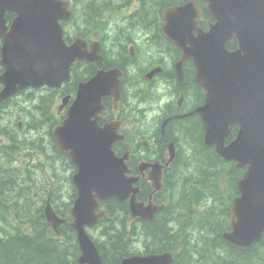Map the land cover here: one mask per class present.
Returning <instances> with one entry per match:
<instances>
[{
	"label": "water",
	"instance_id": "1",
	"mask_svg": "<svg viewBox=\"0 0 264 264\" xmlns=\"http://www.w3.org/2000/svg\"><path fill=\"white\" fill-rule=\"evenodd\" d=\"M208 1L217 22L207 32L197 37L186 35L195 26L191 4L166 9L163 32L183 49L181 58L194 59L196 80L206 91L205 104L197 109L205 121L206 145L214 144L224 158L246 167L242 178L237 180L240 196L233 198L231 230L222 233L233 246L245 249L257 242L264 231V0ZM66 5L61 0H0V10L18 13L3 47L6 70L0 80L4 89H10L16 82L18 87L59 85L67 78L68 65L76 56L98 59L62 43L56 21L68 18ZM231 17L239 19L231 23ZM48 31L53 34L52 40L43 36ZM232 34L238 38L240 49L227 52L224 43ZM120 75L116 68L101 69L80 82L66 118L52 129L57 145L68 151L77 167L71 176L77 194L70 209L73 217L70 226L76 231L81 264H103L84 229L103 216L102 211L95 212L99 199L115 196L124 200L130 194L131 218L151 219L155 211L163 208L150 199L146 205L136 200L137 188L132 182L137 177L125 175L128 169L124 156L116 157L111 149L112 142L122 137L117 133L119 122L112 121L103 127L96 123L101 97L110 95L114 102L119 100ZM233 122L240 125L237 137L223 147L228 125ZM173 155L170 148L169 159ZM155 166L156 172L150 175L154 190L161 187L159 166ZM44 214L53 227L62 221L49 203ZM172 260V254L164 251L134 254L121 264H171Z\"/></svg>",
	"mask_w": 264,
	"mask_h": 264
},
{
	"label": "trees",
	"instance_id": "2",
	"mask_svg": "<svg viewBox=\"0 0 264 264\" xmlns=\"http://www.w3.org/2000/svg\"><path fill=\"white\" fill-rule=\"evenodd\" d=\"M146 10L147 17H156L158 14V9L151 6H147ZM227 47L235 48V39L229 40ZM76 80L77 78L72 76L66 82L65 88H73ZM135 91V88L123 87V105L128 96L137 99ZM41 99L46 101V111L42 105L35 104L31 117L33 122L41 125V130L37 127L39 132L34 133L31 141H25L22 145L14 140L9 142L10 147L15 149H27L28 147L23 145L30 146L31 161L24 166H18V170H23L21 179L18 174L3 175L2 182L7 183L0 184V189L7 186V193L16 198L19 193L14 194V190L32 188L33 192L25 191V202L0 199L1 206H15L20 224L30 226L29 230L17 226L13 232L0 231V264H78L75 235L68 225V212L75 195L69 178L73 166L67 154L56 148L54 141L50 142L46 149L42 148L41 139L49 135L50 125L57 122V116L50 110L53 93H50L48 98L42 96ZM129 105L130 102L127 106ZM198 126V121L191 118L177 132L179 138L176 156L166 170L164 178L163 195L167 206L157 213L153 220L136 219L127 229V204L115 199L104 203L105 217L89 228L104 264H119L123 256L132 253L162 250L174 254L172 264H215L217 261L221 264H264V232L259 241L245 250L231 247L220 237V232L228 228L231 199L238 193L235 180L241 176L243 170L237 168L232 161L220 158L212 149L205 148ZM166 132L169 130L166 129L161 141L166 139ZM234 133L235 128L231 136ZM128 140L127 135L125 142L121 144L126 147ZM115 150L118 151V144L115 145ZM55 152L58 154L56 165L58 161L64 163L63 176L59 175L58 167L51 158ZM13 179L16 180L10 187V181ZM147 191L148 186L142 184L139 196L144 198ZM62 194L64 202L59 201ZM47 198L55 212L66 219L58 226L56 232L52 230L43 214ZM26 208L29 211L27 216L20 212ZM0 215H3L2 208Z\"/></svg>",
	"mask_w": 264,
	"mask_h": 264
},
{
	"label": "flooded vegetation",
	"instance_id": "3",
	"mask_svg": "<svg viewBox=\"0 0 264 264\" xmlns=\"http://www.w3.org/2000/svg\"><path fill=\"white\" fill-rule=\"evenodd\" d=\"M184 1L186 0H69L71 8H74L75 15L74 25L76 28L73 26V36H78V33L87 42L88 47L91 41L97 40L99 42V53L103 58L107 56L109 51L108 42H103L102 38L98 36L99 25L103 28L102 22H105V29L102 30L107 33L113 31L115 24L122 29L121 31H124V29L135 31L138 28L147 33L144 36L143 34L136 33L134 37L136 41L126 38L128 42L120 45L121 49H126L131 55L135 51H138L139 57L141 54L143 58L140 57V60L144 62V70L138 83L147 92L153 90L155 94L152 95L153 98L155 96L156 99L159 98L158 104L151 103L148 107L144 108H149L147 115L151 116V119H154V126L147 128V131H145L148 138L142 143L143 150L141 154L150 152L149 146L153 141L157 142L159 146H163L164 142L161 141V138L164 136L166 129L169 132H166L167 136L165 138H168V140L169 138H173L178 128L180 126L183 127L189 120V118L175 116L187 114L193 108L194 103L198 101V91L193 82L191 71L185 70V80L183 83L177 81L174 63L178 59L180 52L160 32L161 25L164 23L160 16L163 7ZM198 4L201 6L202 14L204 15L205 10L207 11L205 3L198 0ZM147 6L158 9L159 16L147 17ZM124 16L126 18L123 19ZM103 17L105 19L99 22ZM206 20H208L207 16ZM200 23L202 24V21ZM66 25L63 24L65 33L67 32L65 29ZM142 36L144 39H140ZM1 43L2 37L0 36V47ZM146 57L153 58L145 59ZM99 67L100 64L91 63L83 59L76 62L75 71L80 76H89ZM3 70L4 68L0 64V73ZM149 73L151 74L149 75ZM135 95L136 97L140 96L139 90L136 89ZM27 97L30 102H33L32 93L28 94ZM16 98L15 95L6 101L12 103ZM1 111L0 104V116ZM152 160L155 159L150 157L149 161Z\"/></svg>",
	"mask_w": 264,
	"mask_h": 264
},
{
	"label": "bare ground",
	"instance_id": "4",
	"mask_svg": "<svg viewBox=\"0 0 264 264\" xmlns=\"http://www.w3.org/2000/svg\"><path fill=\"white\" fill-rule=\"evenodd\" d=\"M91 73H92V72H91ZM152 95H155V94L152 93ZM137 98H139V96H138ZM37 104L42 105V106L44 107L45 111H46V107H45V105H47V104H46V101H45L44 99H37V101H36V105H37ZM42 106H41V107H42ZM41 107H40V108H41ZM40 138H41V137H40ZM37 139H38V138H37ZM34 140H35V138H34ZM41 140H42V139H41ZM41 140H40V141H41ZM21 145H22V144H21ZM41 145H42V144H41ZM41 145H40V146H41ZM43 145H44V144H43ZM23 146H24V145H23ZM38 147H39V146H38ZM38 147H37V148H38ZM41 147H42V146H41ZM24 148H25V147H24ZM37 148H36V150H39V149H37ZM25 149H26V148H25ZM45 149H46V148H45ZM45 149H44V150H45ZM42 150H43V149H42ZM44 150H43V151H44ZM51 150H52V149H51ZM40 151H41V150H40ZM41 152H42V151H41ZM45 152H46V151H45ZM50 152H51V151H50ZM38 153H39V151H38ZM43 153H44V152H43ZM50 154H51V153H50Z\"/></svg>",
	"mask_w": 264,
	"mask_h": 264
},
{
	"label": "rangeland",
	"instance_id": "5",
	"mask_svg": "<svg viewBox=\"0 0 264 264\" xmlns=\"http://www.w3.org/2000/svg\"><path fill=\"white\" fill-rule=\"evenodd\" d=\"M59 102H60V100H59V99H56V100H55V106H56V105H57ZM2 140L4 141V139H2ZM22 157H23V156H22V155H20V157H19V158H20V160H18V162H20V161H21Z\"/></svg>",
	"mask_w": 264,
	"mask_h": 264
}]
</instances>
